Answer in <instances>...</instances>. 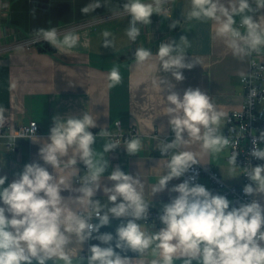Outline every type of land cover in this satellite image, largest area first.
Listing matches in <instances>:
<instances>
[{"label":"clouds","instance_id":"clouds-1","mask_svg":"<svg viewBox=\"0 0 264 264\" xmlns=\"http://www.w3.org/2000/svg\"><path fill=\"white\" fill-rule=\"evenodd\" d=\"M164 2L127 0L123 9L131 17L126 29L131 41L140 36L138 25L150 24V17L153 13L159 14ZM101 6L98 2L89 4L81 12L87 14ZM261 9H264V0H190L186 18L212 21L216 36L234 57L242 60L264 46V15L259 20L253 18ZM175 27L173 22L170 28ZM36 35L62 53L69 52L80 41L79 35L71 31L61 37L55 27L38 29ZM110 35L108 31L103 33L104 47L112 46V41L107 39ZM179 39L180 43L173 40L160 43L156 53L163 71L170 72L177 82L185 79L181 69L194 66V63H185L187 38ZM134 55L141 64L153 56L143 46L137 47ZM238 74L242 80L246 79L243 71ZM108 79L109 87L120 84L118 67L111 69ZM157 87L161 94L168 93L166 99L163 97L167 105L164 115L168 116L174 133L171 142L161 140L157 145L161 156L171 154L165 164L166 171L152 188V196L165 190L170 194L169 202L162 204L158 215L162 227L155 230L152 222L154 230L149 231L140 223L148 221L150 208L144 198L143 183L119 166L107 176L112 186L103 187L108 203L102 204L95 198L110 167L109 161L103 155L98 157L93 148L96 135L90 129L97 127L96 119L87 111L80 117L57 115L52 118L47 139L36 135V123L29 137L40 144L38 156L53 172L34 161L14 174L15 178L7 186L8 177L0 176V264H56L58 260L73 264L69 246L75 242L82 251L89 240L100 243L90 245L87 255L78 257V264H131V258L122 253L131 251L143 255L149 250L154 257L151 264H176L177 261L179 264H264V205L253 199L235 206L225 195L214 194L205 185L194 183L195 177L168 187L170 181L200 164L197 153L179 151L182 147L199 142L203 152L212 154L229 147V137L221 134L219 128L226 114L217 110L212 98L199 87H189L181 96L174 90V84L161 77ZM250 95L255 96L256 90L252 89ZM4 112L0 107V128L5 123ZM252 143L250 155L264 161V147L260 146L264 143V131ZM118 146V142L107 143L103 150L109 153ZM141 147L139 138L125 144L129 155H135ZM237 154L232 153L230 164L236 165ZM79 163L86 168L83 175L77 167ZM243 174L251 181L243 187L244 195L264 194V164H249ZM64 191L70 194L61 195ZM171 193L177 195L171 196ZM93 218L98 222L92 223ZM112 219L121 221L114 234L101 233L100 229L110 226Z\"/></svg>","mask_w":264,"mask_h":264},{"label":"crops","instance_id":"crops-1","mask_svg":"<svg viewBox=\"0 0 264 264\" xmlns=\"http://www.w3.org/2000/svg\"><path fill=\"white\" fill-rule=\"evenodd\" d=\"M97 2L102 6L95 11L90 10L87 14L81 12L82 7ZM126 2L0 0V107L5 109L4 115L11 122V126L5 128L4 135L0 136V176L8 177L5 186L12 182L14 174L21 172L27 163L39 162L50 173L53 172L51 166L44 165L40 160V144L34 143L30 136L20 137L9 145L13 141L10 135L15 125L36 121L39 125L36 135L45 140L54 116L80 117L87 111L97 122V127L90 129L96 132L93 148L98 157L103 155L110 164L95 198L102 204L108 203L103 187L112 186L113 182L107 176L113 168L119 166L126 173L141 179L144 198L150 203L149 212L160 211L162 204L169 202L170 194L165 190L152 196V188L166 171L165 164L171 154L161 156L157 145L161 140L171 142L174 133L169 126L168 116L164 115L167 106L164 98L168 93L161 94L158 90L159 78L174 84V90L181 96L189 87H199L208 94L217 110L226 114L219 125L220 132L226 129L227 115L241 107L245 87L238 73L247 72L248 57L242 60L234 57L223 40L216 36L212 21L188 20L186 13L190 8V0H175L169 12L164 10L166 6L163 3L159 14L153 13L150 17V24L138 25L140 36L135 42L126 35L131 19L123 9ZM144 2L153 3L154 0ZM262 15L264 9L256 12L253 18L259 20ZM235 19L238 24L240 17ZM173 22L176 27L170 28ZM53 27L61 37L70 31L78 34V45L62 53L43 39L30 48L23 44L28 38L37 37L38 29ZM105 31L111 33L107 39L112 41V46H103ZM181 36L187 38V45L184 46L185 63H194V66L181 69L185 79L177 82L170 72L163 71L156 53L160 43L171 40L180 43ZM140 46L150 49L153 54L143 64L138 63L134 55ZM260 59L264 62V50ZM113 67H118L122 79L120 84L109 87L108 73ZM119 121L120 126L117 124ZM134 130L137 135L118 142L119 146L115 150L104 152L105 144L117 142L112 140L111 135L119 132L129 134ZM132 138H139L142 144L135 155L127 154L125 148L126 142ZM179 151L197 153L199 163L217 170L224 181L234 185L243 184L241 168L229 163L228 147L218 154L205 153L200 143L196 142ZM77 167L83 175L86 171L83 164L79 163ZM181 182L182 177L173 179L168 187ZM73 183L79 186L76 181ZM196 183L211 190V181L207 175H202ZM69 194L67 191L61 193L65 197ZM175 195L171 193V196ZM254 198L264 205V194H255ZM119 223L121 221L112 219L110 226L102 227L100 232L114 234ZM140 223L149 231L154 230L144 221ZM160 227L162 225L159 222L155 230ZM99 243L96 240L86 241L81 251V246L73 242L69 246L73 264H78L79 256L87 255L90 245ZM122 255L131 258V264H151L154 258L150 250L143 255L131 251ZM56 264H63V261L58 260Z\"/></svg>","mask_w":264,"mask_h":264},{"label":"built area","instance_id":"built-area-1","mask_svg":"<svg viewBox=\"0 0 264 264\" xmlns=\"http://www.w3.org/2000/svg\"><path fill=\"white\" fill-rule=\"evenodd\" d=\"M175 0H166L165 11L169 12L171 3ZM255 8V4L252 5ZM239 26V23L237 24ZM242 31V28H241ZM243 32V31H242ZM41 39L37 37L28 38L24 41V45L30 48L32 45L39 43ZM264 50V46L261 47L259 52H253L248 57V69L245 73L246 79L242 80L245 87L244 99L240 108L234 109L227 115L226 119V129L221 134L228 136L231 143L229 145L230 154L228 160L230 159L233 152H237L236 166H239L242 171L243 184L234 185L229 184L223 180L220 173L213 169L204 167L202 164L194 165L192 169L189 170L184 176H182V182L186 179H191L195 177L194 183L202 175H207L211 181V191L215 193H220L225 195L228 199L233 201L235 206H239L240 203H249L254 198V195L246 196L243 193V187L246 184L251 183V181L245 176L244 168L251 164L252 166L264 164V161L256 159L250 155L253 149V139L258 138L261 131H264V62L260 59V55ZM252 89L256 90V95H250ZM5 116V123L2 128H0V136L4 135V130L6 127L11 126L10 119L7 115ZM36 123V134L39 132V125L36 121H31L28 124L15 125L11 137L13 141L9 143L12 145L14 141L20 137L31 136V127ZM120 126V121L117 122ZM95 135L96 132L92 131ZM137 135L136 130L129 134L121 133L111 135L112 140L121 142L124 139L128 140L131 137ZM255 135V137H254ZM264 147V143L260 144ZM86 170L85 166L83 165ZM160 211L149 212L148 221H144L147 225H151L155 222V225L159 224L158 215ZM95 223V218L91 221Z\"/></svg>","mask_w":264,"mask_h":264},{"label":"trees","instance_id":"trees-1","mask_svg":"<svg viewBox=\"0 0 264 264\" xmlns=\"http://www.w3.org/2000/svg\"><path fill=\"white\" fill-rule=\"evenodd\" d=\"M131 57H134L133 55Z\"/></svg>","mask_w":264,"mask_h":264}]
</instances>
